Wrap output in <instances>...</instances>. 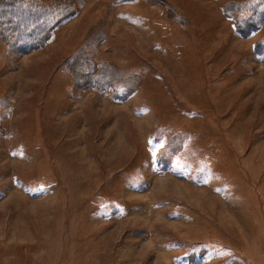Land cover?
<instances>
[{
  "label": "rangeland",
  "instance_id": "374dc122",
  "mask_svg": "<svg viewBox=\"0 0 264 264\" xmlns=\"http://www.w3.org/2000/svg\"><path fill=\"white\" fill-rule=\"evenodd\" d=\"M37 1L50 39L0 38V264H264V0Z\"/></svg>",
  "mask_w": 264,
  "mask_h": 264
},
{
  "label": "trees",
  "instance_id": "16d2710c",
  "mask_svg": "<svg viewBox=\"0 0 264 264\" xmlns=\"http://www.w3.org/2000/svg\"><path fill=\"white\" fill-rule=\"evenodd\" d=\"M53 4L59 5L54 8ZM62 4L57 1L51 2L50 5H42L37 0H0V38L8 44L14 43L22 54L38 49L50 39L55 24L62 21V15L59 17L57 14L63 10ZM13 11H18L19 15L4 20L9 12ZM48 11L50 16L47 15ZM24 13L34 17L35 20L24 24ZM40 25H43V28L38 32L34 31Z\"/></svg>",
  "mask_w": 264,
  "mask_h": 264
}]
</instances>
